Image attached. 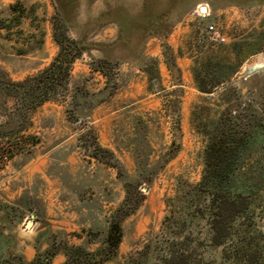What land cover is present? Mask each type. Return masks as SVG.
<instances>
[{
  "label": "rangeland",
  "instance_id": "obj_1",
  "mask_svg": "<svg viewBox=\"0 0 264 264\" xmlns=\"http://www.w3.org/2000/svg\"><path fill=\"white\" fill-rule=\"evenodd\" d=\"M14 1L0 0V7ZM20 1L36 15L21 23L23 45L31 48L17 54V43L0 36L8 77L34 74L55 55L51 20L85 51L55 100L32 113L29 131L39 142L0 166V264L18 255L29 260L56 232L69 245L95 239L86 245L97 246L102 234L94 230L102 233L122 200L123 181H141L142 199L122 221L117 255L102 264H130L132 256L163 264L169 254L183 258L178 264H240L224 260L210 240L208 200L194 208L185 194L201 176L205 133L228 108L234 112L238 95L248 101L264 81V49L235 69L232 54L244 43L264 46V0H63L56 15L52 0ZM200 5L208 14L196 13ZM31 25L43 30L40 45ZM91 67H102L106 77ZM232 69L212 92L199 90L197 80L208 88L211 76ZM245 148L232 179L262 246L255 264H264V135ZM26 219L33 221L28 229ZM63 259L58 253L52 263Z\"/></svg>",
  "mask_w": 264,
  "mask_h": 264
},
{
  "label": "trees",
  "instance_id": "obj_2",
  "mask_svg": "<svg viewBox=\"0 0 264 264\" xmlns=\"http://www.w3.org/2000/svg\"><path fill=\"white\" fill-rule=\"evenodd\" d=\"M62 1L52 0L55 15L60 12ZM35 16L20 0L0 7V36L17 43L13 47L17 54H23L31 48V45H23L24 39L20 35L23 31L21 23L23 19H33ZM50 22L51 36L58 49L45 66L34 74L16 80L8 77L0 67V166L15 155L27 153L32 145L39 142L38 135L29 131L32 113L45 101L55 100L59 88L68 80L72 62L85 51L77 39L68 36L64 25H59L53 20ZM31 26L39 32L37 44L40 45L43 42V30L39 25ZM31 35L36 34L32 32ZM260 49H264V46H259L258 43L235 46V49H232L234 69L245 57ZM169 51L173 59L172 49L169 48ZM217 59L219 61V58ZM91 69L98 70L106 77L102 67ZM234 69L222 76H211L208 88L205 87L204 81L197 80L199 90L212 92L230 79ZM258 81L253 98L244 102L238 95L234 112L228 108L227 118L205 133L201 176L185 194L187 204L194 208L201 204L204 198L208 200L212 210L209 218L210 240L214 245L221 247L224 260L238 261L240 264H255L257 254L262 249L254 234L253 218L247 212L249 206L244 191L240 185L234 187L232 179L242 166L245 144L252 142L260 134L264 135V114H259L253 109L254 106H260L261 110L264 108V81ZM83 90L87 92L85 87ZM249 110L251 112H247ZM140 184L141 181H123L125 194L122 200L106 217L102 233L98 229L94 230L95 236L102 234L99 244L94 248L90 249L86 242H93L95 239L69 245L66 237H58L56 232L46 239L47 247L44 250L39 251L36 247L29 260L18 255L8 264H53V257L58 253L64 256L59 264H102L113 259L117 255L123 236L122 221L133 213L141 202V190L137 189ZM43 233L44 231H39L37 236L42 238ZM76 237L80 238V235L76 234ZM180 261H183L181 256L172 254L162 259L163 264H178ZM129 263L141 264V261L138 256H132Z\"/></svg>",
  "mask_w": 264,
  "mask_h": 264
},
{
  "label": "water",
  "instance_id": "obj_3",
  "mask_svg": "<svg viewBox=\"0 0 264 264\" xmlns=\"http://www.w3.org/2000/svg\"><path fill=\"white\" fill-rule=\"evenodd\" d=\"M198 10H199V12L204 14L205 11H206V6L205 5H200L198 7ZM142 189H144V187H142ZM32 224H33V221L31 219H26L24 224H23V226H24L25 229H28V228L31 227Z\"/></svg>",
  "mask_w": 264,
  "mask_h": 264
},
{
  "label": "built area",
  "instance_id": "obj_4",
  "mask_svg": "<svg viewBox=\"0 0 264 264\" xmlns=\"http://www.w3.org/2000/svg\"><path fill=\"white\" fill-rule=\"evenodd\" d=\"M196 13H197L198 15H204V14H208V11H205V13L203 14V13L199 12V10H196ZM207 30L210 31V32L215 33V30H214V28H213V26H212L211 24H208V25H207ZM215 38H216L217 40H219V41H223V40H224V38H223L220 34H216V35H215Z\"/></svg>",
  "mask_w": 264,
  "mask_h": 264
}]
</instances>
